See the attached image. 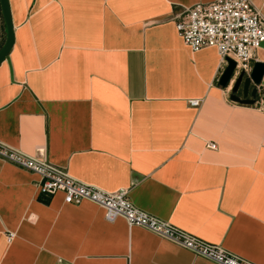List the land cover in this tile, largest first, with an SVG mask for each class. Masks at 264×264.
<instances>
[{"label": "crops", "instance_id": "1", "mask_svg": "<svg viewBox=\"0 0 264 264\" xmlns=\"http://www.w3.org/2000/svg\"><path fill=\"white\" fill-rule=\"evenodd\" d=\"M212 1L9 0L0 143L264 264V79L254 105L231 100L217 50L194 52L176 30ZM39 180L0 159V264H215Z\"/></svg>", "mask_w": 264, "mask_h": 264}, {"label": "built area", "instance_id": "2", "mask_svg": "<svg viewBox=\"0 0 264 264\" xmlns=\"http://www.w3.org/2000/svg\"><path fill=\"white\" fill-rule=\"evenodd\" d=\"M176 30L183 42L194 52L213 48L220 57V65L228 66V60L236 63L235 79L244 73L250 76L258 61L257 53L264 44V19L250 0H214L198 3L188 8L176 20ZM226 69V68H225ZM262 87V86H261ZM259 88V96L262 90ZM192 107H199L201 101H190ZM216 149L215 144H209ZM0 159L39 177V191L47 195L58 193L64 196L68 205L91 202L104 210L105 219L114 222L126 220L130 227H141L179 247L190 251L196 257L215 264H253L223 247L208 243L171 223L136 207L129 198V191L122 189L108 193L72 177L65 168L54 165L43 157H33L0 143ZM15 234L10 233L11 242Z\"/></svg>", "mask_w": 264, "mask_h": 264}, {"label": "water", "instance_id": "3", "mask_svg": "<svg viewBox=\"0 0 264 264\" xmlns=\"http://www.w3.org/2000/svg\"><path fill=\"white\" fill-rule=\"evenodd\" d=\"M3 18L7 29V40L0 50V64L6 60L12 51L15 42L14 26L11 17V9L9 0H0ZM236 63L228 60V66L224 70L220 78V85L228 88L234 77ZM264 79V63L256 62L250 76L245 77L241 73L234 81L231 88V100L245 104L254 105L259 97V88L263 85Z\"/></svg>", "mask_w": 264, "mask_h": 264}]
</instances>
